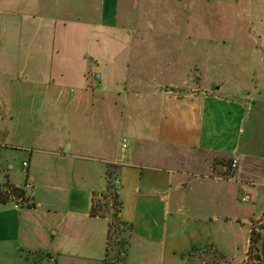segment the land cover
I'll return each mask as SVG.
<instances>
[{
	"label": "rangeland",
	"instance_id": "obj_1",
	"mask_svg": "<svg viewBox=\"0 0 264 264\" xmlns=\"http://www.w3.org/2000/svg\"><path fill=\"white\" fill-rule=\"evenodd\" d=\"M18 1L3 5L0 0V187L16 184L25 195L40 198L43 211L50 204L64 210L68 187L88 172L93 175L95 166H106L101 151L120 155L123 140L125 153L152 146L154 114L163 95L157 87L174 86L164 90L177 96L181 91L197 94L198 84L219 88L227 102L244 98L264 114L256 106L264 104V0H114L106 21L107 0H73L66 24L43 25L40 36L33 35L37 26L27 21L26 41L16 36L20 12L30 11H17ZM57 12L37 15L47 19ZM53 27L54 41L43 40ZM93 71L100 81L91 79ZM245 121L242 138L252 145L263 140L264 128L254 126L252 114ZM68 146L72 151L65 155ZM30 157L34 165L29 169ZM182 164L180 193L186 212L197 213V183L207 182L193 170L197 152L186 151ZM29 172L36 181L25 189ZM60 174L66 183L59 190ZM230 187L236 207L248 211L252 195L238 185ZM245 195L249 200L242 203ZM33 222L41 245L24 247L21 257L28 264H57L61 258L51 251L62 244L61 234L42 233ZM2 251L0 264H6Z\"/></svg>",
	"mask_w": 264,
	"mask_h": 264
},
{
	"label": "crops",
	"instance_id": "obj_2",
	"mask_svg": "<svg viewBox=\"0 0 264 264\" xmlns=\"http://www.w3.org/2000/svg\"><path fill=\"white\" fill-rule=\"evenodd\" d=\"M9 1L2 0L3 5ZM18 2L21 3L17 11H30L19 14L22 19L16 38L20 41L27 40L24 28L27 21L28 25L37 26L33 35L40 36L43 25L66 24L64 15L74 7L73 0ZM113 5L114 0L105 1L104 21L110 16ZM39 11L58 12L50 13L45 19L37 15ZM45 35L43 40L54 41V27ZM2 38L3 35L0 40ZM157 88L163 90V95L154 114L158 115V122L152 146L129 153L123 151L127 147H122L120 155L101 151V161L106 166L118 167L119 219L131 227L126 236L128 247L124 261L106 258L109 221L89 217L92 193H103L106 187V166L103 169L95 166L93 175L88 172L81 176L80 183L67 188L65 208L60 212L52 204L43 211L42 200L33 195H26L29 206L26 210L0 205V248L4 250L6 264H28L20 255L22 249L33 250L41 245L32 221L39 223L42 233L49 229L50 236L61 234L62 244L53 246L51 251V255L61 258L57 264H186L189 255L210 248L218 250L232 261L231 264H245L251 230L260 233L259 255L264 264V139L252 145L248 137L242 138L244 134L241 135L240 129L252 114L254 126L262 130L264 114L254 111L244 98L227 102L218 95L219 88L211 91L198 84L194 90L197 94L181 91L180 96L164 90L174 89V86ZM258 104L256 106L263 111L264 107ZM3 127L0 139L4 136L1 135ZM242 141L246 144L241 145ZM71 151L72 146H69V151L62 153L67 155ZM186 151L197 152V167L193 170L207 181L197 183V213L186 212V199L180 193L185 182L177 175L184 169L182 161ZM232 161L237 163L234 170L230 169ZM169 163L175 166L174 170L168 167ZM33 165L30 157L28 168ZM61 175L56 178L59 190L65 188L62 185L66 183ZM33 181L36 177L29 172L24 188L26 184L32 188ZM8 185L20 188L16 184ZM230 185L245 188L252 195L248 211H239L236 207Z\"/></svg>",
	"mask_w": 264,
	"mask_h": 264
},
{
	"label": "trees",
	"instance_id": "obj_3",
	"mask_svg": "<svg viewBox=\"0 0 264 264\" xmlns=\"http://www.w3.org/2000/svg\"><path fill=\"white\" fill-rule=\"evenodd\" d=\"M118 167L107 165L105 170V191L92 193L89 217L106 219L108 223L106 258L123 262L127 251V234L131 227L119 219L121 202L116 193L115 182L118 180ZM9 203L29 208L28 199L21 188L13 186L0 187V205ZM260 233L251 230L249 240L248 261L245 264H261L259 255ZM186 264H229L228 259L218 250L210 248L189 255Z\"/></svg>",
	"mask_w": 264,
	"mask_h": 264
},
{
	"label": "built area",
	"instance_id": "obj_4",
	"mask_svg": "<svg viewBox=\"0 0 264 264\" xmlns=\"http://www.w3.org/2000/svg\"><path fill=\"white\" fill-rule=\"evenodd\" d=\"M90 76H91V79H93V81H95V82L100 81V75H98L96 72H94V71L93 72H90ZM122 147H123V149H125L127 147L126 146V143H125V140H123ZM236 164H237L236 161H232L231 162V165H230V169L231 170H234L236 168ZM22 167L23 168H27V164L23 163L22 164ZM228 179H232V177H228ZM115 188H116V193L119 194L120 188H119V181L118 180L115 182ZM25 189H31V185L30 184H26L25 185ZM248 200H249L248 196L245 195L242 198L241 202L242 203H246ZM14 207L15 208H18V204H15Z\"/></svg>",
	"mask_w": 264,
	"mask_h": 264
},
{
	"label": "water",
	"instance_id": "obj_5",
	"mask_svg": "<svg viewBox=\"0 0 264 264\" xmlns=\"http://www.w3.org/2000/svg\"><path fill=\"white\" fill-rule=\"evenodd\" d=\"M258 105H260V106H263L264 107V105H262V104H258ZM69 151V146L66 148V150H65V152H68Z\"/></svg>",
	"mask_w": 264,
	"mask_h": 264
}]
</instances>
